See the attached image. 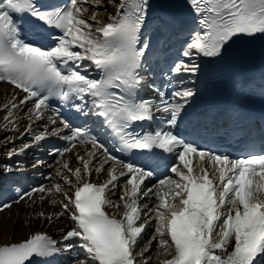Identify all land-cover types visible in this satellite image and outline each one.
<instances>
[{"label":"snow or ice","instance_id":"6c2138e0","mask_svg":"<svg viewBox=\"0 0 264 264\" xmlns=\"http://www.w3.org/2000/svg\"><path fill=\"white\" fill-rule=\"evenodd\" d=\"M111 2L115 14L104 23L95 12L85 18V4L98 5L99 0H66L47 7L39 0H0V82L25 94H14L0 108L7 113L3 127L12 124L15 130L13 110L29 104L27 116L33 123L44 120L47 111L54 113L31 144L9 150L6 156L20 155L48 136L66 142L50 153L61 157L78 143L92 146L87 158L76 154L75 168L69 161H58L56 175L68 191L56 183L19 198L31 199L39 192L45 201V194H62L61 200L47 201L59 206V212L38 215L50 224L67 217L72 226L61 230L60 241L34 232L19 242L0 244V264H58L64 253H76L71 264H151L145 259L150 248L139 253V260L137 249L153 221L155 235L149 245L155 242L158 248L157 264H264V126L252 137L248 125L241 141L246 154L238 158L198 147L196 141L208 128L201 122L202 114L189 111L197 93L184 79L192 83V77L210 74L213 66L233 56L239 41L264 38V0H187L195 15L194 28L171 15L156 14L152 0ZM150 22L155 42L145 34ZM183 31L189 37L183 59L163 73L162 82L172 86L164 91L155 83L148 56L163 52L171 37ZM90 69L100 78L83 74ZM250 87L237 82L235 101ZM261 88L264 91V84ZM144 90H151L155 98L140 96ZM53 97L68 104V115L50 108ZM231 112L237 121L245 120L239 107ZM92 117L117 139L115 152L137 159L126 162L91 129L72 123ZM57 122L59 127L49 130ZM144 122L155 127L133 130ZM31 131L30 124L25 132ZM160 166L171 175L148 187L147 180ZM93 174H106V179L93 182ZM116 191L120 194L114 200ZM142 199L154 203L141 205ZM11 206L0 205V211Z\"/></svg>","mask_w":264,"mask_h":264},{"label":"bare ground","instance_id":"6f19581e","mask_svg":"<svg viewBox=\"0 0 264 264\" xmlns=\"http://www.w3.org/2000/svg\"><path fill=\"white\" fill-rule=\"evenodd\" d=\"M119 0H116L118 3ZM88 12L85 14V18L90 17L93 12L97 13V18L101 22H106L109 16L113 15V3L111 0H99L98 5L87 4ZM9 92V87L5 84H0V108L7 103L6 96ZM7 115L3 111H0V163H6V152L12 149L19 148L16 141L24 139L26 127L31 122H25L18 117L14 122L15 130H13L12 124H8L7 129L3 127L6 123L4 116ZM11 141V142H8ZM67 161L71 168H75L78 163L73 157L67 156ZM66 175V172H65ZM57 179V178H56ZM66 191V188L64 189ZM36 198V200L34 199ZM52 198L57 200L61 199L59 194L45 197V201L40 200V196L35 195L32 199H26L18 203V205H12L11 208L5 209L0 212V244L19 242L28 235L34 232H46L51 236L61 238V230L70 228V223L67 218H61L59 221L53 219L52 223H48L45 219L41 218L38 214L44 212L45 215H53L59 212L61 209L59 206H53L50 201ZM34 201V202H33ZM158 248L155 244H152L150 252L146 255L151 257V264H155Z\"/></svg>","mask_w":264,"mask_h":264}]
</instances>
